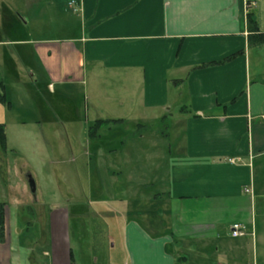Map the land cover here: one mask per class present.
<instances>
[{"label":"crops","instance_id":"1","mask_svg":"<svg viewBox=\"0 0 264 264\" xmlns=\"http://www.w3.org/2000/svg\"><path fill=\"white\" fill-rule=\"evenodd\" d=\"M248 14L264 36V0H0L2 89L38 68L90 92L93 123L173 127L161 177L138 183L159 213L106 210L123 260L89 231L86 261L71 249L66 264H264V37Z\"/></svg>","mask_w":264,"mask_h":264},{"label":"rangeland","instance_id":"2","mask_svg":"<svg viewBox=\"0 0 264 264\" xmlns=\"http://www.w3.org/2000/svg\"><path fill=\"white\" fill-rule=\"evenodd\" d=\"M36 70V76L30 70L24 85L7 75L6 91L0 86L5 96L0 101V123L7 144L5 148L0 132V245L8 253L6 264H66L64 254L71 249L78 260L86 261L89 231L95 233V246H101L98 252L123 260L121 248L109 240L113 225L106 210L112 215L119 208L127 218L137 216L139 209L159 213L160 203L156 209L154 202L145 200L150 190H157L139 189L138 183L161 177L159 170H153L160 165L153 154L159 149L160 157L168 147L172 124L147 123L143 136L135 123L111 125L92 139L89 128L97 100L87 97L90 92L84 98L81 88L70 90L69 85L54 82L47 71ZM29 176L35 181V193ZM17 192L26 201L12 198ZM6 229L13 232L4 239Z\"/></svg>","mask_w":264,"mask_h":264},{"label":"trees","instance_id":"3","mask_svg":"<svg viewBox=\"0 0 264 264\" xmlns=\"http://www.w3.org/2000/svg\"><path fill=\"white\" fill-rule=\"evenodd\" d=\"M248 28H249L250 33L253 35V37H255V38L256 37H264L263 35L257 36L258 24H257L255 17L253 16V14H248ZM2 84L3 83L0 82V85H2ZM4 100H5V96L0 92V101H4ZM115 122H116L115 120L114 121L113 120H97L89 128L90 136L93 138L99 137L101 129H103L104 127L110 128V126L113 125ZM145 127H146V125H144V124L137 125V131H138L137 133H139V135H142L141 132ZM4 129H5L4 125L0 123L1 140L3 141V145L6 148L7 144H6L5 130ZM1 216H2V214H1ZM1 221H3L2 218H1Z\"/></svg>","mask_w":264,"mask_h":264},{"label":"built area","instance_id":"4","mask_svg":"<svg viewBox=\"0 0 264 264\" xmlns=\"http://www.w3.org/2000/svg\"><path fill=\"white\" fill-rule=\"evenodd\" d=\"M231 233L234 237H240L246 234L244 226L241 223H234L231 225Z\"/></svg>","mask_w":264,"mask_h":264},{"label":"water","instance_id":"5","mask_svg":"<svg viewBox=\"0 0 264 264\" xmlns=\"http://www.w3.org/2000/svg\"><path fill=\"white\" fill-rule=\"evenodd\" d=\"M29 185H30V189H31L32 193H35V191H36L35 181L31 176H29Z\"/></svg>","mask_w":264,"mask_h":264}]
</instances>
